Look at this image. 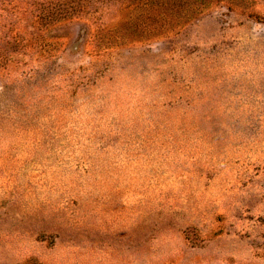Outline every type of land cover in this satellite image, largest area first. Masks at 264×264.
I'll use <instances>...</instances> for the list:
<instances>
[{
    "label": "rangeland",
    "instance_id": "obj_1",
    "mask_svg": "<svg viewBox=\"0 0 264 264\" xmlns=\"http://www.w3.org/2000/svg\"><path fill=\"white\" fill-rule=\"evenodd\" d=\"M0 264H264V0H0Z\"/></svg>",
    "mask_w": 264,
    "mask_h": 264
}]
</instances>
